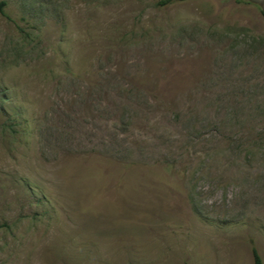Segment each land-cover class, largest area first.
<instances>
[{
    "label": "rangeland",
    "instance_id": "obj_1",
    "mask_svg": "<svg viewBox=\"0 0 264 264\" xmlns=\"http://www.w3.org/2000/svg\"><path fill=\"white\" fill-rule=\"evenodd\" d=\"M0 0V264H264V0Z\"/></svg>",
    "mask_w": 264,
    "mask_h": 264
},
{
    "label": "trees",
    "instance_id": "obj_2",
    "mask_svg": "<svg viewBox=\"0 0 264 264\" xmlns=\"http://www.w3.org/2000/svg\"><path fill=\"white\" fill-rule=\"evenodd\" d=\"M172 1H175V0H161L160 2L161 3H169V2H172ZM260 11L264 15V8H261ZM252 252H253L255 263L256 264H261L259 256H258V253H257V250L255 248H253Z\"/></svg>",
    "mask_w": 264,
    "mask_h": 264
}]
</instances>
